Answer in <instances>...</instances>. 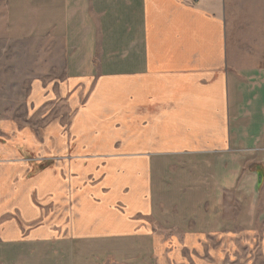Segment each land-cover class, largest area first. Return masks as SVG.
<instances>
[{"label": "crops", "instance_id": "crops-1", "mask_svg": "<svg viewBox=\"0 0 264 264\" xmlns=\"http://www.w3.org/2000/svg\"><path fill=\"white\" fill-rule=\"evenodd\" d=\"M7 1L10 37L55 41L65 72L0 121V264H233L256 237L264 264V0ZM176 158L193 212L162 229Z\"/></svg>", "mask_w": 264, "mask_h": 264}, {"label": "rangeland", "instance_id": "rangeland-1", "mask_svg": "<svg viewBox=\"0 0 264 264\" xmlns=\"http://www.w3.org/2000/svg\"><path fill=\"white\" fill-rule=\"evenodd\" d=\"M7 0H0V121L4 119L21 120L28 106L29 88H31V107L38 105L36 100L39 96L32 94L40 87L54 78L64 74L65 68L61 64L63 49L55 47V41H48L45 38H39L36 33H32L30 40H13L7 30ZM37 8L31 9L32 21L38 19ZM36 35V36H35ZM53 103L49 107V115L54 114ZM32 108V121L38 120V111ZM41 128H33L39 131ZM1 131V129H0ZM1 133V132H0ZM1 140V134H0ZM190 159L176 158L169 164H163L154 178V187L160 195L162 201L158 202L160 221L159 227L162 229L177 228L184 226L183 221L190 212L191 208H183V195L180 191L184 183H197L196 175L198 169L192 165ZM195 168H198L197 166ZM191 173V175H189ZM210 179V174L206 176ZM245 183V177L241 178ZM168 190V191H166ZM174 190V191H173ZM225 217L234 216L235 208L229 207V199L224 202ZM208 211L210 209H207ZM197 212V210L195 211ZM157 218V217H156ZM192 226V224H191ZM171 231V230H166ZM243 234L239 233L241 237ZM118 247V246H117ZM123 246H121L122 248ZM123 247L125 253L132 252L133 246ZM89 249L87 246H82ZM261 243L258 237L254 239L228 240V253L232 256L233 264H263ZM127 258H134L129 256ZM95 259H98L97 257ZM134 259H131L134 262ZM48 264L51 261L46 260ZM97 262L102 263V260ZM63 263H66L65 258ZM106 264H120L117 261H106Z\"/></svg>", "mask_w": 264, "mask_h": 264}, {"label": "water", "instance_id": "water-1", "mask_svg": "<svg viewBox=\"0 0 264 264\" xmlns=\"http://www.w3.org/2000/svg\"><path fill=\"white\" fill-rule=\"evenodd\" d=\"M258 175H259L258 179H259V181H261L262 180V175H260V174H258Z\"/></svg>", "mask_w": 264, "mask_h": 264}]
</instances>
